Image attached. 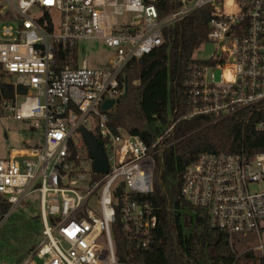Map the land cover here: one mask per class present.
Instances as JSON below:
<instances>
[{
  "label": "built area",
  "instance_id": "obj_1",
  "mask_svg": "<svg viewBox=\"0 0 264 264\" xmlns=\"http://www.w3.org/2000/svg\"><path fill=\"white\" fill-rule=\"evenodd\" d=\"M3 2L0 69L29 92L23 102L16 93L2 109L8 119L34 122L44 132L41 148L15 147L0 159V198L9 206L0 224L32 196L39 200L42 238L23 264H121L111 230L115 206L128 239L147 248L158 219L133 196L153 193L156 158L180 121L219 122L248 111L261 115L255 131L264 133V0H168L164 16V0ZM205 7L211 15L207 42L216 52L187 68L190 110L150 145L122 129L113 132L109 114L124 96V69L164 45L166 28ZM89 42L109 52L103 66L80 59V45ZM59 50L69 53L61 67ZM107 101L115 102L110 110L103 109ZM81 127L103 141L106 174L94 172ZM181 196L211 231L228 238L233 264H244L248 255L247 264H264V152L201 154L181 176ZM251 239L256 246L243 250Z\"/></svg>",
  "mask_w": 264,
  "mask_h": 264
},
{
  "label": "trees",
  "instance_id": "obj_2",
  "mask_svg": "<svg viewBox=\"0 0 264 264\" xmlns=\"http://www.w3.org/2000/svg\"><path fill=\"white\" fill-rule=\"evenodd\" d=\"M166 15L171 6L168 0ZM211 18L208 7L200 9L184 21L164 30L165 43L140 59H133L120 76L125 89L112 113L110 128L122 129L152 144L172 119L190 110L186 71L197 62L196 50L207 42ZM68 51H57L56 64L61 67L69 61ZM7 75L0 69V116L2 104L12 102L19 87L5 81ZM137 82V84H134ZM261 115L244 111L239 116L213 122L209 117L180 121L169 139L170 146L162 157L163 165L154 175V191L145 197L133 199L150 205L157 216L156 229L147 248L140 241H130L123 231L120 210L112 224L116 258L121 264H233L228 238L211 231L205 216L181 196V176L186 167L203 153L244 152L256 155L264 152V133L255 131ZM101 147L103 141L95 135ZM119 191L115 192V196ZM9 206L0 198V220ZM39 223H40V219ZM41 224V223H40ZM41 232V229H40ZM250 255L244 257V264Z\"/></svg>",
  "mask_w": 264,
  "mask_h": 264
},
{
  "label": "rangeland",
  "instance_id": "obj_3",
  "mask_svg": "<svg viewBox=\"0 0 264 264\" xmlns=\"http://www.w3.org/2000/svg\"><path fill=\"white\" fill-rule=\"evenodd\" d=\"M17 4V0H12ZM6 5L0 0V7ZM22 19V18H20ZM4 24H0L2 28ZM216 52V46L205 43L195 53L198 60H209ZM78 54L80 59L88 57L90 66H103L109 55L107 49L96 42L80 45ZM217 78L219 72H215ZM7 83L13 80L6 77ZM137 84V82H134ZM27 88L19 87V101L23 102L28 94ZM28 144L41 148L44 144V132L34 127V122L17 121L8 119L2 110L0 116V159H8L12 148L27 147ZM157 170L162 166V157L158 156ZM92 207V206H91ZM95 212H99L97 206H93ZM40 205L36 196L28 199L27 203L21 205L4 223L0 224V264H23L27 257L35 250L41 241V224L39 223ZM248 245L241 248L252 249L256 246L255 240H248Z\"/></svg>",
  "mask_w": 264,
  "mask_h": 264
},
{
  "label": "water",
  "instance_id": "obj_4",
  "mask_svg": "<svg viewBox=\"0 0 264 264\" xmlns=\"http://www.w3.org/2000/svg\"><path fill=\"white\" fill-rule=\"evenodd\" d=\"M126 96V92L124 93ZM114 101H107L103 105L104 110H110L114 107ZM83 141L88 149L89 155L93 160V170L97 174H106L109 171V164L105 152L100 148L99 143L93 135L84 127L80 128Z\"/></svg>",
  "mask_w": 264,
  "mask_h": 264
}]
</instances>
